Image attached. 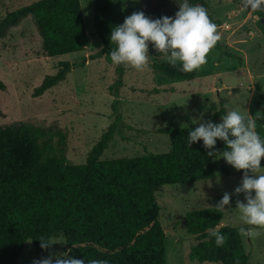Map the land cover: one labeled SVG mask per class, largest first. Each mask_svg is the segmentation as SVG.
<instances>
[{
  "label": "rangeland",
  "instance_id": "obj_1",
  "mask_svg": "<svg viewBox=\"0 0 264 264\" xmlns=\"http://www.w3.org/2000/svg\"><path fill=\"white\" fill-rule=\"evenodd\" d=\"M36 1L0 0V21ZM206 1L209 18L218 28L219 43L230 47L237 58L213 47L191 81L171 80L154 70L157 50L151 44L147 66L142 70L114 64L106 57L92 60L91 55L102 48L94 25L96 0H81L90 43L78 53L48 57L38 28L30 19L24 20L0 41V129L28 126L42 135L39 142L46 155L64 157L68 163H85L92 147L115 121V96L110 87L119 66L125 69L116 112L121 122L102 160L166 153L170 138L159 129L196 127L201 118L218 123L220 118L214 119V113L221 104L227 112L235 109L246 117L249 113L248 118L256 117V112H261L257 102L264 96V33L259 18L242 6V0ZM180 3L182 0H112L117 25L133 11L146 13L159 5L160 12L152 18L173 16ZM83 59L85 64L73 69L64 82L33 96L44 78L57 72L60 62L80 63ZM161 60L167 62L164 56ZM214 164L213 179L163 186L156 194L168 264H215L191 262V247L196 241L186 231L185 217L193 209L217 208L224 192L231 199L228 206L219 208L222 225L253 227L252 235L241 234L244 248L250 264H264V227L245 225L235 208L237 200L244 201L243 193L233 191L243 170L234 169L219 154ZM222 168L230 173H223ZM261 173L264 167L255 174ZM53 242L48 255L68 251L62 235ZM34 259L37 254L33 242L28 241L18 264H32Z\"/></svg>",
  "mask_w": 264,
  "mask_h": 264
},
{
  "label": "trees",
  "instance_id": "obj_2",
  "mask_svg": "<svg viewBox=\"0 0 264 264\" xmlns=\"http://www.w3.org/2000/svg\"><path fill=\"white\" fill-rule=\"evenodd\" d=\"M189 2L209 8L206 0ZM160 7L145 15H157ZM253 13L264 33V12ZM26 19L38 28L48 57L78 53L89 46L81 0H38L7 14L0 21V41ZM94 25L102 48L91 59H110L107 53L115 44L108 37L117 25L112 0H96ZM214 48L237 58L230 47L219 41ZM163 56L156 53L154 70L171 80L196 78V70L182 72L162 61ZM84 62L85 59L80 63L60 62L57 72L47 75L33 96L39 97L64 82ZM116 71L117 79L110 87L115 96V121L92 147L85 163H68L64 157L46 155L39 142L42 135L28 126L0 129V264H18L28 241L33 242L37 259L46 257L49 248L42 249L37 239L60 235L70 254L77 258L106 260L108 264H168L156 194L163 186L213 179L214 159L205 154L202 141L191 147L186 144L189 129L195 127H165L159 133L169 135L168 152L102 160L121 122L116 112L125 69L119 66ZM257 108L264 112V96L259 98ZM226 113L221 104L214 119ZM253 119L264 138V116ZM215 148L222 151L223 141L217 140ZM222 171L230 173L226 168ZM222 218L219 208L193 209L186 214V231L196 241L191 247V262L250 264L239 228L222 225ZM210 230L223 233L225 242L217 246Z\"/></svg>",
  "mask_w": 264,
  "mask_h": 264
},
{
  "label": "clouds",
  "instance_id": "obj_3",
  "mask_svg": "<svg viewBox=\"0 0 264 264\" xmlns=\"http://www.w3.org/2000/svg\"><path fill=\"white\" fill-rule=\"evenodd\" d=\"M242 6L250 11L264 12V0H242ZM217 30L207 10L189 0H183L173 16L152 18L143 11H133L125 16L121 24L111 28L108 39L115 47L107 55L114 64L142 70L147 66L151 44L171 66L178 67L182 72H192L206 63L207 54L219 40ZM256 113L264 116L259 111ZM248 117H251L249 113ZM248 117L233 109L220 116L218 123L201 118L198 126L189 129L186 144L191 147L193 143L202 141L209 158L215 159L219 154L234 169L243 170L241 182L233 191L243 193L244 201L237 200L235 208L245 225L264 227V173L255 174L264 167L261 165L264 138L256 130V120ZM217 140L223 141L222 151L215 148ZM230 199L231 195L224 192L215 207L225 208ZM239 232L252 235L254 228L242 226ZM209 234L215 238L217 246L225 242V235L218 230H210ZM55 239L41 236L37 240L42 249H48ZM32 264H108V261L77 258L68 250L34 259Z\"/></svg>",
  "mask_w": 264,
  "mask_h": 264
},
{
  "label": "water",
  "instance_id": "obj_4",
  "mask_svg": "<svg viewBox=\"0 0 264 264\" xmlns=\"http://www.w3.org/2000/svg\"><path fill=\"white\" fill-rule=\"evenodd\" d=\"M261 22L264 24V19H261Z\"/></svg>",
  "mask_w": 264,
  "mask_h": 264
},
{
  "label": "crops",
  "instance_id": "obj_5",
  "mask_svg": "<svg viewBox=\"0 0 264 264\" xmlns=\"http://www.w3.org/2000/svg\"><path fill=\"white\" fill-rule=\"evenodd\" d=\"M221 224H222V222H221Z\"/></svg>",
  "mask_w": 264,
  "mask_h": 264
}]
</instances>
